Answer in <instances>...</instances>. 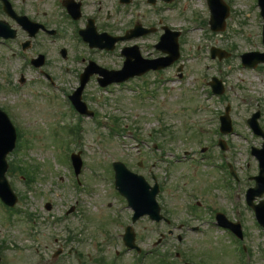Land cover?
<instances>
[{"label": "rangeland", "instance_id": "rangeland-1", "mask_svg": "<svg viewBox=\"0 0 264 264\" xmlns=\"http://www.w3.org/2000/svg\"><path fill=\"white\" fill-rule=\"evenodd\" d=\"M225 1L232 5L233 11L230 9L224 31L214 32L208 26L206 0H176L174 10L165 11V16L175 20L171 24L180 31L178 60L168 68L106 90H101L92 77L82 92V99L94 112L92 118L68 112L70 105L66 97L75 89L77 81L70 74L64 75L60 66L68 64L69 70H73L74 52L72 48L66 60L56 52L62 45L71 48V37L64 42H51L40 35L43 42H36V47L48 51L49 64L44 69L57 79L55 88L48 87L23 58L10 56L11 50L0 45V106L8 112L17 132H22L19 145L17 142V147L21 146L19 152L15 153L16 147L14 154L7 155V160L14 162L18 154L21 167L33 171V179L26 177L31 174L29 171L7 172L18 200L9 212H3L0 205L3 254L0 264H99L100 256L108 263L135 264L136 255L126 251L121 241L122 225L130 223L131 210L119 208L118 201L121 204L124 201L113 185L110 170L113 161L123 162L148 182L154 173L165 185L163 197L157 200L169 215L174 234L166 235V242L156 248L153 245L158 238L155 229L160 227L165 235L170 227L165 223L157 226L147 217L133 224L136 241L146 250L155 248L142 259V264H160L155 253L169 252L171 258L172 245L181 253L177 264L243 262L242 250L233 248L229 234L219 237L218 231L206 228L212 225L205 220L209 216L203 209L205 205L224 208L230 219L242 220L247 232L245 254L252 259L247 264H264V231L253 224V217L244 205L237 203L238 183L233 181L232 195L227 189L216 187V167L211 166L223 167L226 162L245 174L243 177L255 174L256 163L248 153L250 146H260L261 138L252 134L246 118L260 110L259 123L264 129V66L247 69L240 66L239 59L242 52L264 51L261 20L255 17L254 0ZM70 28H66V34L71 32ZM156 41L155 35H149L133 42L140 45L143 55L147 52L158 57L163 53L154 48ZM211 47L230 54L227 58L212 59ZM79 54L80 58L89 55L82 50ZM113 58H100V63L109 67L119 65V59ZM178 67H181V77ZM20 74L25 80L22 86L18 85ZM212 76L225 84L221 96L208 92L207 81ZM227 104L231 107L233 132L224 135L218 131V117ZM74 125L78 126L79 140L65 130ZM112 127L120 134H111ZM218 138L226 142L223 151L217 144ZM153 147L158 158L152 157ZM202 147L206 148L202 154L211 155L209 160L205 155L200 158L198 150ZM67 150L69 154L80 151L83 161L77 176L79 182L76 178L77 186L71 183L74 181L67 168ZM19 158L15 166L20 165ZM208 187H212L210 191ZM188 190L202 204L196 211L199 218L184 211ZM71 206L74 210L66 214ZM180 223L184 227L196 224L207 230L208 236L187 227L179 229ZM176 234L182 236L180 242ZM67 235L72 236V241L67 243V248L73 249L72 255L51 259Z\"/></svg>", "mask_w": 264, "mask_h": 264}, {"label": "flooded vegetation", "instance_id": "flooded-vegetation-1", "mask_svg": "<svg viewBox=\"0 0 264 264\" xmlns=\"http://www.w3.org/2000/svg\"><path fill=\"white\" fill-rule=\"evenodd\" d=\"M165 2L167 0H0V20L7 22L15 30L16 35L13 40H1V43L12 42L19 50H23V45H26L24 52L30 50L32 55L29 57L33 58L39 54L45 57L48 55L46 50L32 52L37 45L34 41L40 35L50 37L52 42H56L57 39L64 42L70 37L69 32L66 34V30H60L62 26H72V36H77L78 30L85 27L87 23H93L98 31L121 35L134 23H147L145 26H156L153 33L156 35L160 33L159 23H173L171 19L164 21ZM173 2L174 0H170V4ZM20 16H26L44 28L39 29L34 38L29 39V30L21 23L22 20L18 18ZM26 25L32 26L30 23ZM49 32L53 35H49ZM86 49L89 53L88 58L78 59L81 63L78 71H70L68 65L64 67V70L71 72V75L76 74L75 78L78 77L79 71L90 62L103 66L100 58H110L108 56L110 51L91 49L88 46ZM60 50L56 52L57 56L63 60L68 59L71 49L65 51V58L61 57Z\"/></svg>", "mask_w": 264, "mask_h": 264}, {"label": "water", "instance_id": "water-1", "mask_svg": "<svg viewBox=\"0 0 264 264\" xmlns=\"http://www.w3.org/2000/svg\"><path fill=\"white\" fill-rule=\"evenodd\" d=\"M259 3L261 5L262 14L264 16V0H259ZM217 27L222 28L223 24L221 23ZM251 64H253V62ZM80 90L81 88H79L78 91H76V93L72 97V100L77 106V108L81 112H84L85 111L84 105L79 101ZM249 122L252 125L253 129L259 132L255 119L253 118L252 120H249ZM227 126H228V118L223 117L222 118V129L226 130ZM9 132L11 134V137L9 136ZM13 143H14V129L12 128L11 124L8 123L6 116L0 112V196L5 201L10 202V203L14 201V196L11 194L9 190V186L6 183L4 172L6 170L5 154L12 148ZM73 162H74L75 167L78 169L80 163L76 156ZM115 165L117 167V174H116L117 184L120 185L122 190H126V193H127L129 190V185L127 183L124 184V180H126L130 174L127 172V170L123 167L122 164L115 163ZM123 170L125 173H122ZM141 207L149 209L151 211H156V206L153 202V196L148 195L146 198H143ZM155 217L158 218V216H155Z\"/></svg>", "mask_w": 264, "mask_h": 264}]
</instances>
